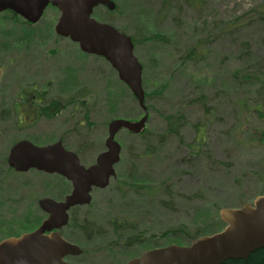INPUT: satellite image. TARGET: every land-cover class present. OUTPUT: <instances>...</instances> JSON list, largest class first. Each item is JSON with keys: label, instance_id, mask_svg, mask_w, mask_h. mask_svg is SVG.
I'll return each instance as SVG.
<instances>
[{"label": "rangeland", "instance_id": "rangeland-1", "mask_svg": "<svg viewBox=\"0 0 264 264\" xmlns=\"http://www.w3.org/2000/svg\"><path fill=\"white\" fill-rule=\"evenodd\" d=\"M112 1L114 11L93 15L135 37L148 116L139 133H116L115 176L63 230L82 249L68 264H125L154 246L186 244L223 228L220 207L264 194V0ZM58 16L50 4L31 23L0 13V238L45 217L37 199L70 190L58 175L9 169L14 142L60 140L89 165L111 119L143 114L104 58L55 33ZM55 101L57 113L39 115ZM169 114L182 115L173 131Z\"/></svg>", "mask_w": 264, "mask_h": 264}, {"label": "water", "instance_id": "water-1", "mask_svg": "<svg viewBox=\"0 0 264 264\" xmlns=\"http://www.w3.org/2000/svg\"><path fill=\"white\" fill-rule=\"evenodd\" d=\"M48 4L59 11L54 25L56 34L68 37L79 48L102 56L116 71L117 77L130 89L143 114L138 120L113 118L107 124L105 149L95 162L83 165L75 152L60 140L35 144L27 139L16 141L9 148L8 165L17 171L35 168L57 173L71 183V191L63 200L42 197L38 204L48 215L40 224L18 237L0 241V264H68L67 255H77L81 249L66 239L59 228L68 221V209L90 201L92 187L104 188L114 176L121 145L115 139L120 128L132 133L144 129L148 109L144 103L142 65L134 53L130 35L112 24L97 20L93 8L105 5L115 8L112 0H0V12L13 10L29 22H36ZM219 217L224 227L202 234L188 244H168L142 252L126 264H220L226 259L246 258L252 251L264 247V194L240 206L220 207Z\"/></svg>", "mask_w": 264, "mask_h": 264}, {"label": "trees", "instance_id": "trees-1", "mask_svg": "<svg viewBox=\"0 0 264 264\" xmlns=\"http://www.w3.org/2000/svg\"><path fill=\"white\" fill-rule=\"evenodd\" d=\"M6 11L10 12L12 20L30 23L27 20L23 19L19 14H17L13 10L7 9ZM263 11H264L263 5H261V10L258 11V18H260L261 21H264V12ZM120 30L125 32L123 29H120ZM130 36L132 38L133 44H135V37L132 35H130ZM188 55L190 57H192L193 52L190 51ZM145 98H146V95H145ZM58 111H59V107L55 101V102H52L49 104L47 103V106L41 107L39 109V115L40 116L45 115L46 117H51L54 113H57ZM258 112L260 115H263V117H264V114H262V111L258 110ZM180 117H182V115H180V114L175 115V116H173L172 114L167 115L166 118H167V121L171 124L170 129L172 131L174 130V128L176 126H178V124L175 122V120L177 121L178 119H181ZM219 221H221V220L219 219ZM70 223H71V221L69 222V224ZM115 228H117V227H115ZM220 264H264V247H261V248H258L256 250L252 251L251 253H249V255L246 258L226 259L225 261H223Z\"/></svg>", "mask_w": 264, "mask_h": 264}, {"label": "flooded vegetation", "instance_id": "flooded-vegetation-1", "mask_svg": "<svg viewBox=\"0 0 264 264\" xmlns=\"http://www.w3.org/2000/svg\"><path fill=\"white\" fill-rule=\"evenodd\" d=\"M105 7V6H104ZM81 161V160H80ZM95 162V161H94ZM93 164V163H92ZM83 165H85V164H83ZM89 165H91V164H89ZM85 166H88V165H85ZM115 166L116 165H114V169H115ZM26 172V171H25ZM22 173V172H21ZM116 174V173H115ZM53 175H58V174H53ZM58 176H60V175H58ZM115 176V175H114ZM114 176H112V177H110V179H109V182H110V180L114 177ZM61 178H64V177H62V176H60ZM66 181H68L66 178H64ZM109 182H108V184H109ZM68 183L70 184V190H69V192L68 193H70V191H71V188H72V186H71V183L68 181ZM108 184L104 187V188H106L107 186H108ZM97 189H103V188H99V187H92V189L90 190V201L88 202V203H85V204H77V205H74V206H72V207H70L69 209H68V221H67V223L65 224V225H63L61 228H59V232L66 238V239H68L64 234H63V230L64 229H67L68 228V226H71V224L72 223H70V225H69V222L71 221V222H74V220H75V218H77V216L75 215L76 214V212L78 211V209L80 208V207H82V206H85V205H88L90 202H91V197H92V192L94 191V190H97ZM67 193V194H68ZM67 194H65V195H67ZM65 195L63 196V198L62 199H56V198H53V199H55V200H57V201H60V200H63L64 199V197H65ZM52 198V197H51ZM38 200L39 199H37V205H38ZM38 207H39V205H38ZM39 209L45 214V217L48 215L46 212H44L40 207H39ZM44 217V218H45ZM43 218V219H44ZM43 219H41L40 221H39V223L37 224V225H35L34 227H30V228H24L22 231H20V232H17V233H14V234H8L7 236H4V237H2V238H0V241L2 240V239H4V238H7V237H11V236H14V237H18L19 235H21L22 233H24V232H29V231H32L33 229H35L39 224H40V222L43 220ZM80 220H81V227H83V231L86 233V234H89V233H91V231H92V224L88 221V219L86 218V217H80ZM117 222V221H116ZM117 223H119V222H117ZM89 224L91 225V228H89L90 226H89ZM118 225H116L115 226V224H114V227H117ZM87 228H89V231H87ZM139 238H137V240H138ZM69 240V239H68ZM69 241H71V240H69ZM72 242V241H71ZM74 243V242H73ZM76 244V243H75ZM161 246H165V245H159V246H154V247H152V248H155V247H161ZM149 249H151V248H149ZM146 250H148V249H145L144 251H146ZM144 251H142V252H144ZM142 252H140L137 256H139ZM134 257H136V256H134Z\"/></svg>", "mask_w": 264, "mask_h": 264}]
</instances>
